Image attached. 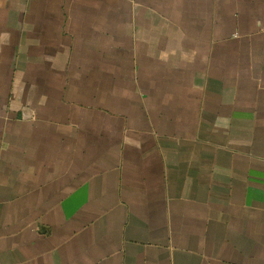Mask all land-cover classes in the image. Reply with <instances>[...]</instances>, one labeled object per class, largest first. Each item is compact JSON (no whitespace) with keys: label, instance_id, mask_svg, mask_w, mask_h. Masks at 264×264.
<instances>
[{"label":"crops","instance_id":"obj_1","mask_svg":"<svg viewBox=\"0 0 264 264\" xmlns=\"http://www.w3.org/2000/svg\"><path fill=\"white\" fill-rule=\"evenodd\" d=\"M0 264H264V0H0Z\"/></svg>","mask_w":264,"mask_h":264}]
</instances>
